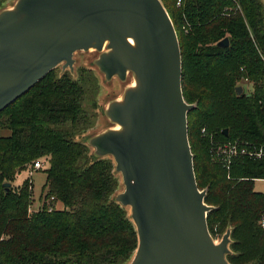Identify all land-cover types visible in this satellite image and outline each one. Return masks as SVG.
<instances>
[{"label":"trees","instance_id":"1","mask_svg":"<svg viewBox=\"0 0 264 264\" xmlns=\"http://www.w3.org/2000/svg\"><path fill=\"white\" fill-rule=\"evenodd\" d=\"M160 1L179 42L183 98L193 106L188 140L197 187L212 208L209 234L230 230L229 264H264V194L254 191L264 160L238 157L225 168L211 157L216 143L264 147V5ZM224 39L228 45L218 46ZM55 70L0 112V131L9 132L0 135V264H127L137 235L127 209L114 201V164L75 140L86 122L85 88ZM244 82L252 91L237 95ZM42 159L48 163L42 203L31 211V184L13 182Z\"/></svg>","mask_w":264,"mask_h":264},{"label":"water","instance_id":"2","mask_svg":"<svg viewBox=\"0 0 264 264\" xmlns=\"http://www.w3.org/2000/svg\"><path fill=\"white\" fill-rule=\"evenodd\" d=\"M90 51L106 82L133 80L104 110L111 127L86 141L121 178L114 201L129 209L137 235L127 264H229L230 230L216 243L207 228L212 208L197 187L188 140L193 106L183 98L179 42L160 0H15L1 9L0 112L58 66L73 72L74 54Z\"/></svg>","mask_w":264,"mask_h":264},{"label":"rangeland","instance_id":"3","mask_svg":"<svg viewBox=\"0 0 264 264\" xmlns=\"http://www.w3.org/2000/svg\"><path fill=\"white\" fill-rule=\"evenodd\" d=\"M15 0H7L0 7L8 8L13 5ZM264 5V0H259ZM98 57V53L94 51L90 52H76L73 56V72L67 68L62 70L61 66L56 68V74L58 76L63 73L68 74L74 81H80L85 88V96L83 100V110L86 115V122L82 123L78 127V131H82L75 136V140H78L86 144V141L95 134L103 132L105 129L111 127V124L106 119L104 115V110L107 104L120 98L125 87L132 83L131 76H128L126 82H120L117 79H113L106 82L103 75L97 70L93 62ZM242 93H250L252 91V85L244 82L242 84ZM239 87V86H238ZM241 93V94H242ZM1 136H8V131H0ZM87 145V144H86ZM89 147V146H88ZM89 152L92 154L93 149L88 148ZM110 159V158H109ZM112 161V160H111ZM42 163L39 169L25 170L17 174L13 186H20L27 179L31 184L32 188V205L31 211H35L40 206V198L42 196V188L45 184L46 174L45 170L48 167L46 159L40 161ZM113 162V161H112ZM118 179V189L115 194L121 192L123 187L121 185V178L117 175ZM254 191L264 194V180L254 181ZM44 201V200H43ZM53 205H55L53 203ZM57 208H60V204H56ZM56 208V209H57ZM129 213V209H127ZM129 215V214H128ZM222 236H216L213 240L218 243L220 242Z\"/></svg>","mask_w":264,"mask_h":264},{"label":"built area","instance_id":"4","mask_svg":"<svg viewBox=\"0 0 264 264\" xmlns=\"http://www.w3.org/2000/svg\"><path fill=\"white\" fill-rule=\"evenodd\" d=\"M242 86L243 85H241L240 87ZM263 91H264V85H263ZM202 132H204V130H202ZM211 157L215 163L220 164L222 167L228 168L231 162L238 157H246L253 160H264V147L262 146L256 147L248 143H242L239 141L216 143L213 145V148L211 149ZM41 165L42 163L37 161L34 163L33 168L39 169ZM50 200L52 201L53 198H51ZM51 209L52 207L50 208V210ZM260 225L261 227L264 228V218L261 219Z\"/></svg>","mask_w":264,"mask_h":264}]
</instances>
